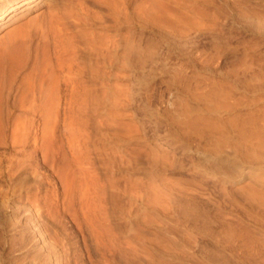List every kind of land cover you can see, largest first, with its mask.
<instances>
[{"label":"rangeland","instance_id":"obj_1","mask_svg":"<svg viewBox=\"0 0 264 264\" xmlns=\"http://www.w3.org/2000/svg\"><path fill=\"white\" fill-rule=\"evenodd\" d=\"M39 1L24 63L0 80V264H261L264 208L242 188L264 156L242 158L237 126L264 106V87H244L264 76V0H211L177 33L138 28L144 55L112 75L94 73L84 29L126 31L114 0ZM212 90L229 109L207 110Z\"/></svg>","mask_w":264,"mask_h":264},{"label":"bare ground","instance_id":"obj_2","mask_svg":"<svg viewBox=\"0 0 264 264\" xmlns=\"http://www.w3.org/2000/svg\"><path fill=\"white\" fill-rule=\"evenodd\" d=\"M48 1H46V3L44 2V6L47 4L49 5ZM125 1L127 2V0ZM125 1H122V4H119L117 3V0H114V2H112V8H114V11L116 12L115 16L117 17L118 21H121L122 28H125L126 31L121 32V29L119 28L120 30H116L114 33H109L106 31L103 32L101 30V32H98L99 30L95 31L93 27L92 29L90 27H85L87 29L90 28L89 31L84 29L85 35L87 32H89L90 37H87V43L89 44L92 54L95 56L96 66H99L97 67L98 69L94 71L96 74L112 75L113 67L117 63L123 65V68L127 70L131 60L135 55H138L139 57L144 55L143 47L140 43L141 40L138 42L135 38V31L138 28L143 32L146 31L147 27H151L159 31L177 33L182 29L195 25L197 15L200 13H206L211 2V0H203L202 3H200V0H142L131 9ZM24 2L30 3L29 7H27L24 13L21 15H14L13 17L9 18L7 22L5 20L3 21L6 16H8L13 10L17 9V7H19L21 4H24ZM34 2H36V0H0V30L8 27L9 25L15 24L11 29L7 30L8 32L6 31L7 34H5L4 38L2 36V41L0 39L1 81L8 70L13 72L24 63L21 50H23L26 45L25 42L27 41L26 38L28 37L27 35L29 33L28 27L31 23V20L29 18L25 22L21 21L26 18L35 7H41L40 1L36 3ZM9 63H11V65H9ZM246 64V69H248V62H246ZM118 71H120V69ZM117 72H114V74H117ZM253 76L256 80V83H252L248 77L244 79L245 93H249L251 91L256 92L264 87V76H262L260 72L254 74ZM231 97L232 94L229 91L221 93L216 90H212L208 94L204 95V98L207 101H210V104H206V108L210 113H215L219 110H227L229 109V104L226 102V99ZM251 102H253V104H258L255 101ZM222 118V116L216 115L214 120L207 122V126L209 125L214 127L219 122H222ZM207 119L211 118L207 117ZM203 120H206L205 115H197L192 117L188 116L186 125L192 127V129H196L198 122ZM196 131L199 132L198 129ZM237 133L239 135V152L245 161L263 157L264 106L246 112V114H244L242 117L240 125L237 126ZM242 190L245 192L247 199L254 200L255 203L264 208V177L256 175L253 178L252 183L248 187L242 188ZM257 215L262 221L261 222L260 220H257V223L262 225L264 223V214L258 212ZM251 241L252 240L250 239H246L244 241L243 245L246 249H250L253 245ZM262 250L264 252V247H262ZM259 258L261 257H258L256 262L264 264V256L261 261Z\"/></svg>","mask_w":264,"mask_h":264}]
</instances>
